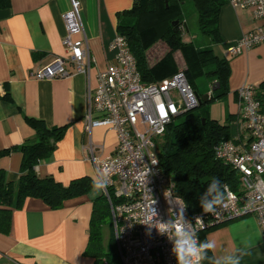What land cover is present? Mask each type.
Listing matches in <instances>:
<instances>
[{
  "label": "crops",
  "instance_id": "0c3cea01",
  "mask_svg": "<svg viewBox=\"0 0 264 264\" xmlns=\"http://www.w3.org/2000/svg\"><path fill=\"white\" fill-rule=\"evenodd\" d=\"M78 1L83 35L94 60L89 84L95 87L97 72L114 63L109 44L117 34V24L127 19L122 13L132 7L133 0ZM69 8L70 0H9V6L0 9V95L8 93V98L0 99V150L35 140L28 119L42 120L48 127L65 126L51 155L35 166L38 177L51 176L64 186L83 177L93 181L90 149L94 156L104 158L116 145L112 130L86 129L88 79L83 74L72 71L70 77L54 80L33 76L38 67L65 55L63 14ZM260 24L264 22L254 20L252 9L224 4L218 19L221 40L212 45L214 53L225 57L230 44ZM186 39L202 46L194 35ZM227 60L231 124L238 112L236 91L246 84L264 82V45ZM66 67L73 70L69 64ZM22 158L18 149L0 157L7 181L18 180ZM91 191L57 210L27 198L20 209L12 211L9 231L0 232V264H94L83 255L95 198ZM200 240L202 245H212L203 248L202 264H264V231L253 216L211 225L199 233Z\"/></svg>",
  "mask_w": 264,
  "mask_h": 264
},
{
  "label": "built area",
  "instance_id": "2783aa9c",
  "mask_svg": "<svg viewBox=\"0 0 264 264\" xmlns=\"http://www.w3.org/2000/svg\"><path fill=\"white\" fill-rule=\"evenodd\" d=\"M227 3L252 9L254 20L264 22V0ZM79 9L80 2L70 0L63 14L65 55L38 67L33 76L54 80L70 77L72 71L83 74L88 79L86 129L105 127L115 133L116 145L110 155L98 158L92 149L90 153L93 181L107 185L102 194L110 209L120 264H192V257L181 259L186 242L200 249L199 232L242 216H253L264 231V110L254 98L255 86L246 84L236 91L238 112L230 124V138L213 148L216 160L239 173L240 191L225 185L224 198L212 211L188 215L172 180L159 167L156 144L168 124L199 106L197 94L182 69L161 81L143 82L126 40L118 33L109 44L114 63L97 72L96 85L91 87L94 60ZM258 45H264V24L230 44L225 58ZM161 225L165 230H160ZM199 256L198 264H202L201 252Z\"/></svg>",
  "mask_w": 264,
  "mask_h": 264
},
{
  "label": "trees",
  "instance_id": "16d2710c",
  "mask_svg": "<svg viewBox=\"0 0 264 264\" xmlns=\"http://www.w3.org/2000/svg\"><path fill=\"white\" fill-rule=\"evenodd\" d=\"M191 1L202 37L200 47L196 46L194 40L185 38L189 32L185 0H133L132 7L122 13L127 19H122L116 30L126 40L143 82H158L176 73L178 66L174 54L179 52L184 61L183 71L188 83L198 98L206 95L208 103L228 94L229 61L216 55L212 48L213 44L221 40L218 30L219 12L227 0ZM8 6L9 0H0V9ZM205 37L210 41L209 45H206ZM158 42H162L167 51L150 66L146 52ZM201 77L207 78L209 85L203 95L197 88V80ZM254 89V98L259 102L261 110H264V82ZM6 98L7 92L0 95V99ZM28 122L35 131V140L0 150V157L15 149L23 155L20 176L16 182L7 181L5 171L0 168L1 233L9 231L12 211L20 209L27 198L39 199L48 208L57 210L66 201L87 194L94 186L88 177L74 179L67 186L51 176L38 177L35 166L51 155L66 127H48L38 119H28ZM228 122L220 124L193 109L168 124L164 134L157 140L159 167L172 180L174 190L182 199L188 215L220 202L224 198L225 185L235 192L240 191L239 173L216 160L213 154V148L219 141L230 138V120ZM104 226L108 227L110 234L107 251L102 246ZM200 252L203 261V249ZM83 255L92 258L94 264H120L110 209L103 194L92 200L88 241Z\"/></svg>",
  "mask_w": 264,
  "mask_h": 264
},
{
  "label": "rangeland",
  "instance_id": "374dc122",
  "mask_svg": "<svg viewBox=\"0 0 264 264\" xmlns=\"http://www.w3.org/2000/svg\"><path fill=\"white\" fill-rule=\"evenodd\" d=\"M185 15L188 21V27H189V32L185 34V38L188 36L194 34L197 37L198 41H202V37L198 31L197 28V23H196V13L194 10V6L191 0H185ZM167 51V47L162 43L158 42L155 43L147 52H146V57L147 60L151 65L156 63V59L163 55V53ZM175 62L178 66V70H183L184 69V61L179 52H176L174 54ZM197 88L198 91L201 95L205 93L206 89H209V85L207 83V78L201 77L197 80ZM196 111L201 113V114H206L209 118L215 119L217 122L220 124H228V120L230 118V113H229V108L227 104V95L221 97V98H216L208 103L203 104L202 106H199L196 108ZM95 186V185H94ZM92 188L91 194L94 197H97L100 193L95 191V188ZM109 229L107 226H104L102 228V246L104 250H108V244H109Z\"/></svg>",
  "mask_w": 264,
  "mask_h": 264
},
{
  "label": "clouds",
  "instance_id": "9594fccd",
  "mask_svg": "<svg viewBox=\"0 0 264 264\" xmlns=\"http://www.w3.org/2000/svg\"><path fill=\"white\" fill-rule=\"evenodd\" d=\"M106 186L107 185H105V184H96L94 186V188H95V191L99 192V191L104 190L106 188ZM204 211L205 212L212 211V206L211 205L206 206L204 208ZM160 230L161 231L165 230V226L161 225ZM205 247L211 248L212 245H211V243H208V244L202 245L200 249H197V247L195 245H192V244L186 242L185 246L181 249V251L183 252V256L181 257V259L183 260V257H185V256L186 257H192L193 258L192 264H198V261L200 259L199 252Z\"/></svg>",
  "mask_w": 264,
  "mask_h": 264
},
{
  "label": "water",
  "instance_id": "95a60500",
  "mask_svg": "<svg viewBox=\"0 0 264 264\" xmlns=\"http://www.w3.org/2000/svg\"><path fill=\"white\" fill-rule=\"evenodd\" d=\"M206 45L210 44V41L207 39V37L204 38ZM199 102L201 103H206L207 102V97L206 95H203L202 97H199Z\"/></svg>",
  "mask_w": 264,
  "mask_h": 264
}]
</instances>
